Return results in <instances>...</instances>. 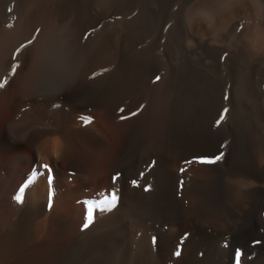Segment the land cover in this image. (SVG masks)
<instances>
[{
	"label": "bare ground",
	"instance_id": "bare-ground-1",
	"mask_svg": "<svg viewBox=\"0 0 264 264\" xmlns=\"http://www.w3.org/2000/svg\"><path fill=\"white\" fill-rule=\"evenodd\" d=\"M93 3L0 0V84L7 81L0 87V264H212L223 241L239 233L251 234L258 224L264 210V144L255 147L247 168L238 165L240 154L232 159L229 173H218L214 162L202 163L214 161L217 153L201 126L207 110L185 100L174 103L164 76L167 68L158 70L148 42H136L126 13V22L119 16L115 26L107 27V18L120 8L121 0H111V11L106 13L97 12ZM66 23L86 54L91 52L93 64L82 85L55 97L25 99L17 91L16 77L26 71V50L41 36V27ZM219 24L226 30L224 46L201 43L197 30L192 35L197 47L192 51L209 67L217 64V56L231 52L227 66L243 63V82L252 99L264 60L255 59L243 45L248 21L240 13L223 14ZM239 26H244L242 32ZM120 60L123 75L112 72ZM13 64L18 65L14 75ZM157 75L161 79L154 82ZM253 102L245 105L252 109ZM115 119H119L116 142L104 135ZM90 168L96 171L93 178ZM90 208L93 223L84 229ZM262 238L254 264H264Z\"/></svg>",
	"mask_w": 264,
	"mask_h": 264
},
{
	"label": "rangeland",
	"instance_id": "rangeland-1",
	"mask_svg": "<svg viewBox=\"0 0 264 264\" xmlns=\"http://www.w3.org/2000/svg\"><path fill=\"white\" fill-rule=\"evenodd\" d=\"M128 3H127V2ZM148 1V2H147ZM121 0V5L123 6L121 8H117V10L114 13H111L110 16L107 18V27L108 25L110 27L115 26L118 23V19L120 17H125L123 19H126L127 17L130 18L127 19L126 23H129L132 27V33L133 36L136 38V42L141 45H149L154 50V55L156 50L162 49L161 57L160 59L166 61V72L164 73V76L167 81V86L170 87L172 92V98L175 104L179 105L182 100H185V102L189 103L193 107L201 108L203 112H205V116L203 121H201V126L204 129L209 142L211 143V146L216 150V156L214 160V164L216 165L218 169V173H229L231 172V161L235 158L236 154H240L241 158L238 160V165H240V168H247L250 166L252 158L254 154L256 153L257 148L256 146L259 144H264V135L261 132L264 131V61L261 63L262 72L259 74V80L261 81L258 85L259 80L257 81V85L254 88V92L252 94V99L249 98L250 93L246 89V86L244 85V76H245V70L242 68L243 63L239 62L236 65H232L231 67H228L227 65L232 61V55L231 52H225V54H222L220 56H217L216 61L217 64L214 67H209L205 65L204 60H202V56L199 57V55H196L192 50L188 52V50H185L184 48V39L188 35V30L185 27L184 22V9L185 5L187 3H191L192 0ZM190 1V2H189ZM127 4H125V3ZM147 2V3H146ZM200 2V0H198ZM132 3V4H131ZM125 4V5H124ZM130 4V5H128ZM144 4V5H143ZM150 4V5H149ZM147 5V6H146ZM152 5V7H151ZM154 5V7H153ZM179 5V6H178ZM128 6V8H127ZM131 6V7H129ZM135 6V8H134ZM170 6V7H169ZM141 7V8H140ZM143 7V8H142ZM144 7L145 10H144ZM175 7V8H174ZM177 7V8H176ZM149 8V9H148ZM153 8V9H152ZM179 8V9H178ZM122 9V10H121ZM142 9V10H141ZM155 13H153V11ZM121 10V11H120ZM129 10V11H128ZM134 10V11H133ZM180 10V12H178ZM120 11V12H119ZM137 11V12H136ZM144 11H147L144 13ZM162 11V12H161ZM166 11V13H164ZM119 12V13H118ZM161 12V13H160ZM168 12V13H167ZM117 13V17H116ZM128 15L126 17V14ZM135 15H134V14ZM137 13V15H136ZM139 13V15H138ZM160 13V15H158ZM121 14V15H120ZM123 14L125 16H123ZM130 14V16H129ZM133 14V15H131ZM152 14V15H151ZM163 14V15H162ZM169 14V15H168ZM143 15V16H142ZM151 15V16H150ZM165 15V17H164ZM181 15V16H180ZM183 15V16H182ZM115 16V17H114ZM120 16V17H119ZM133 16V17H132ZM153 16V17H152ZM167 16V18H166ZM169 16V17H168ZM177 16V19L175 18ZM152 19H151V18ZM160 19H159V18ZM112 18V19H111ZM115 18V19H114ZM117 18V19H116ZM134 18V19H133ZM139 18V19H138ZM146 18V19H145ZM171 18V19H170ZM182 18V19H181ZM111 19V20H110ZM114 19V20H113ZM137 19V20H136ZM156 19V20H155ZM164 19V20H163ZM180 19V21H179ZM244 19V18H243ZM110 20V21H109ZM115 21V22H112ZM117 20V21H116ZM134 22H133V21ZM143 20L145 22H143ZM241 20V19H240ZM245 20V19H244ZM152 21V23H151ZM161 21V23H160ZM163 21V22H162ZM176 21V22H175ZM137 22V24H136ZM139 22V23H138ZM142 22V23H141ZM165 22V24H164ZM109 23V24H108ZM111 23V24H110ZM114 23V25H113ZM134 23V24H133ZM148 23V24H147ZM158 23V24H157ZM169 23V24H167ZM172 23V25H171ZM242 23V22H241ZM154 24V26H153ZM157 24V25H156ZM178 24V25H177ZM183 24V25H182ZM133 25V26H132ZM137 25V26H136ZM141 25V26H140ZM146 25V26H145ZM149 27H148V26ZM151 25V26H150ZM157 27H156V26ZM167 25V26H166ZM171 25V26H170ZM175 25V26H174ZM144 26V29H143ZM174 26V27H173ZM134 27V29H133ZM138 27V28H137ZM148 27V28H146ZM151 27V28H150ZM169 27V28H168ZM140 28V29H139ZM142 28V31H141ZM175 28V29H174ZM184 28V29H183ZM239 32H242L244 29V26L236 27ZM243 28V29H242ZM148 29V30H147ZM150 29V30H149ZM154 29L157 31L155 32ZM161 29V30H160ZM172 31H171V30ZM181 29V30H180ZM183 29V30H182ZM163 30V31H162ZM165 30V31H164ZM185 30V31H184ZM146 31V32H145ZM153 31V32H152ZM168 31V32H167ZM175 31V32H174ZM136 32V34H135ZM140 34H139V33ZM142 32V34H141ZM149 32V33H148ZM159 32V33H158ZM171 32V35H170ZM187 32V33H186ZM138 33V34H137ZM174 33V34H173ZM176 33V34H175ZM151 37H150V35ZM138 35V36H136ZM141 35V36H140ZM167 35V36H166ZM176 35V39H175ZM140 36V38H139ZM155 36V39H154ZM166 36V37H165ZM174 37V38H173ZM139 38V39H138ZM149 38L150 41H149ZM161 38V41H160ZM142 39V40H141ZM154 39V40H153ZM159 39V40H158ZM164 39V41H163ZM173 39V40H172ZM140 40V41H139ZM167 40V41H166ZM179 40V41H178ZM183 40V41H182ZM154 41V42H153ZM159 42V43H158ZM170 42V43H169ZM175 42V43H174ZM151 43V44H150ZM153 43V45H152ZM164 43V44H161ZM169 43V44H168ZM172 43V44H171ZM174 43V44H173ZM155 44V45H154ZM162 46H161V45ZM167 44V45H166ZM181 44V45H180ZM177 47H176V46ZM180 45V46H179ZM154 46V47H153ZM156 46V47H155ZM160 46V47H159ZM169 46V49H168ZM159 47V48H158ZM164 47V48H163ZM171 48V49H170ZM177 48V49H176ZM184 48V50H183ZM175 49V50H174ZM182 49V50H181ZM180 50V51H179ZM167 51V53H166ZM169 51V55H168ZM176 51V54H175ZM183 51V53H181ZM178 52V53H177ZM192 52V53H191ZM185 53V54H184ZM190 55H189V54ZM164 54V55H163ZM193 54V55H192ZM167 55V56H166ZM184 55V56H183ZM163 56V57H162ZM172 56V57H171ZM180 59H179V57ZM186 56L188 58H186ZM192 56V57H191ZM196 58H195V57ZM226 56V57H225ZM156 57V55H155ZM169 57V58H168ZM195 59H194V58ZM231 57V58H230ZM174 58V59H173ZM172 59V60H171ZM180 61H178V60ZM201 59V60H200ZM219 59V61H218ZM224 59V60H223ZM230 59V60H229ZM169 60V61H168ZM193 60V61H192ZM228 60V61H227ZM171 61V62H170ZM180 64H179V63ZM185 62L187 64H185ZM192 62V63H191ZM196 62V63H195ZM202 62V63H201ZM204 62V63H203ZM226 62V63H225ZM186 65H184V64ZM190 63V64H189ZM196 65H195V64ZM223 63V65H221ZM178 64V65H177ZM198 64H200L198 66ZM205 66H204V65ZM170 67H167V66ZM183 65V67H182ZM192 65V66H191ZM203 65V66H201ZM225 65V66H224ZM242 65V66H241ZM263 65V67H262ZM199 68H198V67ZM224 66V67H223ZM187 67V68H186ZM117 68V70H116ZM112 70V72L123 75L125 74V70L123 65L121 64V60L119 62V65L116 66ZM120 68V69H119ZM175 68V69H174ZM193 68V69H192ZM211 68V70H208ZM218 68V70H217ZM227 70H225V69ZM183 69V70H182ZM192 69V70H191ZM237 69V70H236ZM240 69V70H238ZM116 70V71H115ZM194 70V72H193ZM205 70V71H204ZM221 72L219 73V71ZM224 72H223V71ZM118 71V72H117ZM121 71V72H120ZM124 71V72H123ZM210 71V72H209ZM172 72V73H171ZM181 72V73H180ZM183 72V73H182ZM199 72V73H198ZM228 72V73H227ZM198 73V74H197ZM203 73V74H202ZM205 73V74H204ZM215 73V74H214ZM200 74V75H199ZM229 74V75H228ZM167 75V76H166ZM169 75V76H168ZM205 75V77H204ZM214 75V76H213ZM226 75V76H225ZM194 76V77H193ZM203 76V77H202ZM212 76V78H211ZM229 76V77H228ZM232 76V77H231ZM216 77V78H215ZM220 77V78H218ZM170 78V79H168ZM196 78V80H195ZM208 78V79H207ZM172 79V80H171ZM185 79V80H184ZM188 79V80H187ZM193 79V80H192ZM198 79V81H197ZM228 79V80H227ZM187 80V81H186ZM201 80V81H200ZM208 80V81H207ZM226 80V81H225ZM178 81V82H177ZM183 83H182V82ZM193 81V83H192ZM200 81V82H199ZM172 82V83H171ZM236 82V83H235ZM241 82V83H240ZM169 83V85H168ZM176 83V84H175ZM181 83V85H180ZM187 83V85H186ZM208 83H210L208 85ZM191 84V87H190ZM236 84V85H235ZM262 84V85H261ZM185 87H184V86ZM225 85V86H224ZM182 86V87H181ZM200 86V88H198ZM209 86V88H207ZM233 86V87H232ZM263 86V87H262ZM195 88V90H193ZM204 88V90L202 89ZM211 88V89H210ZM233 88V89H232ZM180 89V90H179ZM191 89V90H190ZM201 89V90H200ZM197 90V91H196ZM261 90V91H260ZM175 91V92H174ZM177 91V94H176ZM193 91H195L193 93ZM199 91V92H198ZM221 91V92H220ZM192 92V93H191ZM204 94H203V93ZM208 93V96L206 94ZM179 93V95H178ZM186 93V94H185ZM191 93V94H190ZM197 93V95H196ZM237 93V94H235ZM240 93L239 99L238 95ZM262 93V94H261ZM193 94V95H192ZM211 94V95H210ZM261 94V95H260ZM178 95V97H177ZM201 95V96H200ZM235 95V96H234ZM245 95V97H244ZM260 95V96H259ZM210 96V97H209ZM243 96V97H242ZM254 96V97H253ZM176 97V98H174ZM180 97V98H179ZM190 97V98H189ZM203 97V98H202ZM205 97V98H204ZM212 97V99H211ZM228 97V98H227ZM233 97V98H232ZM248 97V98H247ZM257 97V98H256ZM194 98V99H193ZM207 98V99H206ZM231 98V99H230ZM247 98V99H246ZM177 99V100H176ZM210 99V101H209ZM253 102V105L256 106L252 109L247 108L245 103H247L250 100ZM263 99V100H262ZM180 100V101H179ZM193 100V101H192ZM234 100V101H233ZM248 100V101H247ZM178 101V102H177ZM201 101V102H200ZM258 101V102H257ZM260 101V103H259ZM204 102V103H203ZM206 102V103H205ZM232 102V103H231ZM234 102V103H233ZM257 102V104L255 103ZM139 101L136 103L138 105ZM240 103V104H239ZM208 104V106H207ZM227 104V105H226ZM239 104V105H238ZM244 104V105H243ZM219 105V106H218ZM241 105V106H240ZM222 106V107H220ZM229 106V107H228ZM238 106V108H237ZM259 106V108H258ZM210 107V108H209ZM243 107V108H242ZM205 108V109H204ZM217 108V109H216ZM223 108V110H222ZM241 108V109H240ZM210 110V112H209ZM226 110V111H225ZM233 110V111H232ZM236 110V112H235ZM260 110V111H259ZM228 111V112H227ZM241 111V113H240ZM247 111V112H246ZM256 111V112H255ZM258 111V112H257ZM219 112V113H218ZM221 112V113H220ZM245 112V113H244ZM250 112V113H249ZM207 113V115H206ZM213 113V114H212ZM232 115H231V114ZM215 114V115H214ZM246 114V118H245ZM249 114V115H248ZM252 116H251V115ZM255 114V115H254ZM224 115V117H223ZM230 115V116H229ZM240 115V116H239ZM248 115V117H247ZM258 115V116H256ZM261 115V118H260ZM214 116V118H213ZM238 116V117H237ZM206 117V118H205ZM209 117V118H208ZM211 117V118H210ZM216 117V118H215ZM218 117V118H217ZM223 119H222V118ZM236 117V118H235ZM213 119V120H212ZM215 119V120H214ZM222 119V121L220 120ZM229 119V120H228ZM241 119V120H240ZM254 119H258L254 120ZM119 119H115L112 127H107L105 130V127L103 129L104 135H106L109 139H113L114 142H116V137L118 134L116 133L117 126L119 124ZM261 120V121H259ZM212 121V122H211ZM221 123H219V122ZM242 121V123H241ZM224 122V123H223ZM227 122H229L227 124ZM245 122V123H244ZM117 123V124H116ZM203 123V124H202ZM222 124V125H221ZM225 124L226 127H225ZM233 124V125H232ZM243 124V126H242ZM258 124V125H257ZM210 125V126H208ZM219 125V126H217ZM224 125V126H223ZM204 126L206 128H204ZM213 126V128H211ZM251 126V127H250ZM261 126V128L259 127ZM218 127V128H217ZM116 128V129H115ZM220 128V129H219ZM226 128V129H225ZM238 128V130H237ZM245 128V129H244ZM247 128V129H246ZM256 128V129H255ZM263 128V131L261 130ZM225 129V130H224ZM250 129V130H249ZM254 129V130H253ZM230 130V131H229ZM233 130V132H232ZM245 132H242L244 131ZM256 130V131H255ZM218 135H216L217 133ZM224 132V133H223ZM242 132V133H241ZM215 133V134H213ZM252 133V134H251ZM116 134V135H115ZM211 134V136H210ZM213 134V135H212ZM250 134V135H249ZM255 134V135H254ZM215 135L217 137H215ZM259 135V136H258ZM262 135V136H261ZM224 136V138H223ZM244 136V137H243ZM250 136V137H249ZM114 137V138H113ZM227 137V138H226ZM263 137L262 139H260ZM252 138V140H251ZM254 139V141H253ZM226 140V141H225ZM242 140V141H241ZM260 140V141H259ZM262 140V141H261ZM251 143H250V142ZM216 145H215V144ZM220 143V144H219ZM243 143V144H242ZM259 143V144H258ZM228 144V145H227ZM250 145V146H249ZM255 145V146H254ZM234 146V147H233ZM254 146V148H253ZM229 147V148H228ZM249 147V149H248ZM241 148V149H240ZM222 149V150H221ZM253 149V150H252ZM219 150V151H218ZM249 150V151H248ZM232 151V152H231ZM254 151V152H253ZM220 153V154H219ZM218 155V156H217ZM226 155V156H225ZM219 157V159H217ZM225 157V158H224ZM225 159V160H224ZM241 161V164L239 163ZM225 163V164H224ZM223 164V165H222ZM223 166V167H222ZM220 167V168H219ZM224 168V169H222ZM91 170V171H90ZM91 173V178H93V173H96V171L93 169H89L88 171ZM123 173V172H122ZM261 221V222H260ZM261 223V224H260ZM257 227V228H256ZM255 230L251 234H244L239 233L238 235L234 237L227 238L224 242L220 244V253L213 258L212 264H254L257 262L254 253L258 249V247L261 245L262 240L264 237V210L260 213V217L258 220V224L256 225ZM263 227V228H262ZM260 229V230H259ZM258 236H257V233ZM243 235V236H242ZM261 235V236H260ZM256 238V239H254ZM254 239V240H253ZM228 240V241H227ZM240 240V241H239ZM258 240V241H257ZM261 240V241H260ZM239 241V242H238ZM230 242V243H229ZM257 242V243H256ZM261 242V243H260ZM229 243L228 247L227 244ZM251 243V244H249ZM246 244V245H245ZM260 244V245H259ZM223 245V246H222ZM226 245V246H225ZM243 245V247L241 246ZM255 245V247H254ZM238 246V247H237ZM246 246V248H245ZM254 247V248H252ZM225 248V249H224ZM229 248V250H228ZM248 248V249H247ZM222 249V250H221ZM224 249V250H223ZM235 251H232V250ZM241 249V250H240ZM226 251V252H225ZM228 253V254H227ZM236 258H235V256ZM219 256V257H218ZM250 256V257H249ZM252 256V257H251ZM226 257V258H225ZM224 258V259H223ZM218 259V260H217ZM230 259V260H229ZM236 259V260H234ZM242 259V260H240ZM217 260V261H214ZM225 260V261H224ZM240 260V261H238ZM229 261V262H228ZM253 261V262H252ZM221 262V263H220ZM249 262V263H248ZM252 262V263H251Z\"/></svg>",
	"mask_w": 264,
	"mask_h": 264
},
{
	"label": "clouds",
	"instance_id": "clouds-1",
	"mask_svg": "<svg viewBox=\"0 0 264 264\" xmlns=\"http://www.w3.org/2000/svg\"><path fill=\"white\" fill-rule=\"evenodd\" d=\"M93 7L100 13L110 12L111 0H94ZM236 13L248 21L243 45L255 59L264 60V0H212L211 4L192 0L184 9V24L189 33L184 39V48L196 49V39L212 47L224 46L222 36L226 30L220 27V17ZM197 30L199 35L193 39ZM39 31L41 36L26 50V71L19 72L16 77L17 91L25 99L55 97L77 89L93 64L91 52L86 54L78 43L79 37L67 23L59 27H41ZM230 40L234 41L235 36ZM155 55L158 70L165 72L166 62L160 59L161 52L157 50Z\"/></svg>",
	"mask_w": 264,
	"mask_h": 264
},
{
	"label": "snow or ice",
	"instance_id": "snow-or-ice-1",
	"mask_svg": "<svg viewBox=\"0 0 264 264\" xmlns=\"http://www.w3.org/2000/svg\"><path fill=\"white\" fill-rule=\"evenodd\" d=\"M23 47H27V45H24ZM22 49H23V48L19 49V50L17 51L16 55H19L20 52L22 51ZM17 67H18L17 64H13V65H12V75L15 74V72H16V70H17ZM97 75H99V74L97 73ZM159 80H160V77L157 75V76L155 77V81H154V82H159ZM6 83H7V81H5L4 84H0V87H3ZM121 111H123V109H121ZM133 115H136V113H133ZM221 121H222V119H221ZM91 122H92V121H89V123H91ZM201 162H202V163H209V164H211V163H213L214 161H213V160H203V161H201ZM16 200H17V202H21V201H22V198L18 196V197H16ZM114 203H115L114 200H113V201H110V202H105V206L110 207V206H111L112 204H114ZM92 223H93V212H92V210H91V208H90V209L88 210V212H87L86 222H85L84 225H83L84 229H87Z\"/></svg>",
	"mask_w": 264,
	"mask_h": 264
}]
</instances>
